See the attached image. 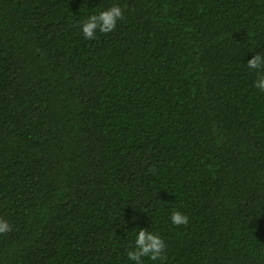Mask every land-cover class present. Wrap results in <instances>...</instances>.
I'll return each instance as SVG.
<instances>
[{
	"label": "trees",
	"instance_id": "trees-1",
	"mask_svg": "<svg viewBox=\"0 0 264 264\" xmlns=\"http://www.w3.org/2000/svg\"><path fill=\"white\" fill-rule=\"evenodd\" d=\"M258 52L264 0H0V264H264Z\"/></svg>",
	"mask_w": 264,
	"mask_h": 264
},
{
	"label": "clouds",
	"instance_id": "clouds-1",
	"mask_svg": "<svg viewBox=\"0 0 264 264\" xmlns=\"http://www.w3.org/2000/svg\"><path fill=\"white\" fill-rule=\"evenodd\" d=\"M122 15L121 7L118 4H113L110 7L98 9L77 23L84 38L93 39L97 32L108 33L112 31ZM246 66L249 71L258 73L255 87L264 91V54L256 53L247 61ZM170 219L174 225L186 224L188 220L187 216L179 211L173 212ZM10 230L9 222L0 219V233H6ZM134 244L135 247L127 253L128 259L134 264H142V257H150L152 260H156L165 248V242L158 234L144 228H139L138 232L134 234Z\"/></svg>",
	"mask_w": 264,
	"mask_h": 264
}]
</instances>
